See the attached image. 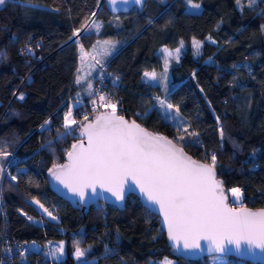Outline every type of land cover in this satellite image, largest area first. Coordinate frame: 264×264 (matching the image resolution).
Listing matches in <instances>:
<instances>
[{"label":"trees","instance_id":"16d2710c","mask_svg":"<svg viewBox=\"0 0 264 264\" xmlns=\"http://www.w3.org/2000/svg\"><path fill=\"white\" fill-rule=\"evenodd\" d=\"M193 1L199 9L189 10L188 0H146L141 10L117 13L103 0H7L0 6V149L10 153L0 157V165L8 167L4 214L8 234L42 243L40 264H74L77 242L91 249L86 253L91 260L83 264H159L164 256L172 257V264H211L210 255L176 254L158 216L133 193L122 208L97 200L82 209L47 186L46 170L63 160L84 120L75 119L72 134L61 135L63 114L81 85L76 83L79 49L101 50L102 40L110 42L111 54L98 63L120 74L113 89L119 96L116 111L174 141L183 134L179 144L198 159L210 163L215 153L225 189L237 185L241 204L264 205V0ZM192 37L201 40L196 55L188 43ZM182 39L187 47L170 63L167 89L144 80V70L162 68V46L174 47ZM157 98L179 107L183 126L163 118ZM99 109L104 108L93 105L87 92L72 112L92 115ZM184 127L197 135L182 133ZM32 198L52 202L60 217L53 220ZM61 238L65 252L54 260L44 243ZM238 259L227 255L228 264Z\"/></svg>","mask_w":264,"mask_h":264},{"label":"snow or ice","instance_id":"6c2138e0","mask_svg":"<svg viewBox=\"0 0 264 264\" xmlns=\"http://www.w3.org/2000/svg\"><path fill=\"white\" fill-rule=\"evenodd\" d=\"M7 0H0V6L5 5ZM254 2V0H251ZM113 10H117V0H109ZM122 5L142 4L143 0H120ZM239 4V0H237ZM188 4L199 9L198 3L188 0ZM35 6V5H33ZM251 6V3H250ZM95 15V13H93ZM95 28L100 25L93 23ZM88 30V25L83 26ZM79 36V30L73 33ZM110 42H105V45ZM103 47V55H110L109 47ZM193 46L200 48V42L193 40ZM180 47L175 51L167 48L161 49L163 53L164 73L159 77L165 83L167 89V67L169 58L179 59ZM96 45H93L95 50ZM114 49L115 45L111 44ZM81 50H83L81 48ZM83 59V57H81ZM79 71V70H78ZM144 77L149 81H157L156 72H144ZM76 83H81V77H77ZM92 84H87L88 94L92 95ZM19 99L23 100L21 94ZM101 105H111V112H102L95 116L92 123L80 122L81 135H86L87 145L83 142L73 144L72 150L66 153L67 163L54 165L50 169L51 175L55 177L65 188L84 201L90 194L102 195L97 189L112 194L117 201H123L125 187L136 191L142 196L147 204L152 205L163 215L167 225L169 239L175 243L177 249H202L200 241H207L206 251L212 253H225L229 251L225 243L235 245L237 251L241 249L242 241L247 244L249 250L259 248L264 250V209L253 212L242 205L239 209L228 204V195L225 194L223 182L217 179L215 153L211 154L210 163H201L187 156L183 147L177 144L184 140L181 134L174 143L166 137L149 133L135 121H127L116 114L115 104L104 95L98 97ZM162 109L164 119H169V112L174 106L166 100L157 98ZM93 105L96 100H92ZM179 114V107H175L171 118L175 119ZM88 117L85 115L84 120ZM63 128L65 132L61 135H70L74 131L72 125L77 121L72 117V110L64 114ZM50 121H45L49 124ZM183 123L182 121L180 122ZM43 127V126H42ZM182 133H188L187 127L182 128ZM195 136L197 133H188ZM223 138V129H220ZM10 153L0 149V157H7ZM4 173L0 165V176ZM11 179L15 180L13 176ZM233 198V203L242 197L239 188L228 190ZM39 208L52 217H56L48 208L44 207L39 200L33 198ZM26 215V214H25ZM29 220L32 217H28ZM182 242V243H181ZM26 251V250H23ZM21 251V255H23ZM90 248L82 249L79 243L75 245V258H81L90 252ZM64 252L61 242L54 248H50L46 255L54 260H59ZM2 264V262H0ZM165 264H171L166 261Z\"/></svg>","mask_w":264,"mask_h":264},{"label":"water","instance_id":"95a60500","mask_svg":"<svg viewBox=\"0 0 264 264\" xmlns=\"http://www.w3.org/2000/svg\"><path fill=\"white\" fill-rule=\"evenodd\" d=\"M145 1L146 0H143V3L142 4H139V5H137V4H131V5L125 6V5H122L120 3V0H117V4H116L117 10L114 11L113 10V6L109 3V0H103L105 7L111 13L126 12L129 9L133 8V7L134 8H137L138 10H141L143 8L144 4H145ZM111 110L112 109H99V110H96L86 121L83 120L81 122H83L84 124L92 123V122H94L96 115H98L99 113H102V112H111ZM116 114L118 116H122L125 120H127L129 122L135 121L138 125H140V127H142L143 129H145L149 133L157 134V135L166 137L169 140H172L174 143L176 142L171 137H169L168 135H166V134H164L162 132L154 131V130L146 127L145 125L141 124L138 120H136L132 116H129L128 117V116H126L124 114L118 113L117 111H116ZM81 131H82L81 128L78 126V129H77V135H78V137L70 144V146L65 151L63 160L60 163H57V164H54V165L65 164V163L68 162L67 161V155H66V153L68 151H71L72 150V145L73 144H79V143L83 142L85 144V146L87 145V137H86V135L82 136L81 135ZM177 147H183V146L178 143L177 144ZM183 150L187 154V156L191 157L193 160L198 161V162H201V163H209V162H206V161H203L201 159H198V158L194 157L188 151H186L184 149V147H183ZM54 165H52L51 167H49L46 170L45 176H46L47 186L56 195H58V196H60V197H62L64 199H66L70 203H77V204H79L82 209H85L89 204H91V203H93V202H95L97 200H102L104 202L112 203V204L116 205L118 208H122L124 206V201H125V198H126L127 194H129V193L135 194L137 196V198L139 199V201L147 209H149L150 211H152L153 213H155L158 216V222H159V225L161 226V228L163 229V231L165 233V237H166L167 243L169 244V246H171V248L174 250V252L176 254L180 255L181 257L196 259V258L201 257L203 255H212V254L231 255V256L238 257V258H242V259H245V260H248V261L259 262V263L264 264V250H261L259 248H256L254 250H249L247 244L244 243L243 241L241 243V249H240V251H237L236 250L235 245H229V244L225 243V247L227 249H229V251H227L225 253H212V254H209L206 251L207 243L208 242L207 241H203V240L200 241V243H201L202 249H205L204 251H201L199 249H187V250H185L183 248L177 249L176 246H175V243L169 239V236L167 234V225L165 224V222L163 220L162 213L158 212L154 206L147 204V202L142 198V196L138 194V190H136V191H130V190H128V188L126 186L125 187V197H124V200L123 201H117L116 198L113 197L111 193L106 192V191H102L101 189L98 188L97 191L98 192H101L102 195H100V196H93V195L90 194L88 197H86V199L84 201H81L78 196H76L72 192H70L67 188H65L63 186V184H61L59 181H57L55 179V177H53L51 175L50 169H52L54 167ZM216 176H217V173H216ZM217 179L218 180H221L218 176H217ZM223 187H224V185H223ZM224 190H225V194L228 195V197H229L228 191L225 189V187H224ZM227 202H228L229 206L235 207L237 209H239V207L241 205L244 208H246V209H248L250 211H253V212H258V211L264 209V205L263 206H257V207H252V206L245 205V204L235 205V204L231 203L230 197L228 198V201Z\"/></svg>","mask_w":264,"mask_h":264},{"label":"built area","instance_id":"2783aa9c","mask_svg":"<svg viewBox=\"0 0 264 264\" xmlns=\"http://www.w3.org/2000/svg\"><path fill=\"white\" fill-rule=\"evenodd\" d=\"M98 64L99 73L91 89L92 95L88 94L89 98L91 101L96 100V103L101 105L98 97L104 95L106 98H110L111 103L115 104V107H117L119 96L113 95V89L116 87L115 85L120 78V74L109 70L106 63ZM122 84L123 83H121V85ZM101 106L104 109H112L111 105H108L107 102L105 105ZM85 115L88 118L91 116L89 111L80 110L78 115L73 114V119H84ZM47 125L48 124H45V126ZM3 169L4 173L0 176V262H2V264H40L41 261L45 260V257L39 252L42 248V243L38 239L34 237H17L16 235L7 233L8 224L4 214L3 190L8 167H3ZM43 205L48 208L56 218L60 217L59 211L54 207L52 202H46ZM69 231L71 235H77V231L71 229ZM21 251H23V255L20 254ZM108 251L107 248L106 252ZM234 264L245 263L242 259H238Z\"/></svg>","mask_w":264,"mask_h":264},{"label":"rangeland","instance_id":"374dc122","mask_svg":"<svg viewBox=\"0 0 264 264\" xmlns=\"http://www.w3.org/2000/svg\"><path fill=\"white\" fill-rule=\"evenodd\" d=\"M193 3H196L195 1H193ZM186 7L189 9V10H197V9H194V8H192L189 4H188V2L186 3ZM204 39H206V40H212V38L210 37V36H206ZM193 40H195V41H198V42H201V40L200 39H198V38H195V37H192L190 40H189V44H190V46H191V52H192V54L193 55H196L197 53H199V51H200V49L198 50V52H197V49L193 46ZM181 41H183V47L180 49V54L186 49V47H187V43H186V40L185 39H182V40H180V42ZM105 42H108V41H105V40H102L101 42H99V46H101V45H105ZM180 42H179V44L178 45H176V46H174V47H167V46H162V48L161 49H164V48H167V49H169V50H171V51H175V49L176 48H179L180 47ZM109 45V44H108ZM108 45H105V46H108ZM83 49V48H82ZM103 53V47H102V49L101 50H92V51H88V50H86V49H83V50H81V49H79V52H78V65H77V71H76V79H77V77L79 76V77H81V83L80 84H82L86 79H88L89 78V76L92 74V77H91V79H93L96 75H97V73H98V67H97V65H96V62L98 63V62H100V61H103V59H104V55L102 54ZM179 54V55H180ZM162 56H163V53H162ZM81 57H83V59H81ZM164 58V57H163ZM172 60H175V58L173 57V58H169V64H168V67H167V72H166V76H167V80H168V76H169V66H170V63H171V61ZM96 61V62H95ZM90 68H91V70H90ZM79 70V71H78ZM149 72V73H151V72H153L154 70H152V69H149V70H144L143 72H142V78L144 79V80H146V81H148V82H150V83H159V84H161L162 85V87L164 88L165 87V83L163 82V81H161L160 79H159V77H160V75L162 74V73H164V64H163V66H162V68L161 69H159V70H157V77H158V79H157V81H149L147 78H145L144 77V75H143V73L144 72ZM155 72V71H154ZM92 81V80H91ZM166 84H167V81H166ZM169 85H172L173 86V83H171L170 82V80H169ZM88 92V90L86 91V93ZM161 100H163V99H161ZM74 107V101H73V99H70L69 100V102H68V108H67V110L64 112V114L66 113V112H68L69 111V109H71L72 110V108ZM163 111H166V109H162ZM168 112H169V117L171 118V116H172V114H174V109H172V110H167ZM64 114H63V117H64ZM163 114V113H162ZM72 117H73V112H72ZM80 119V118H79ZM169 120V119H168ZM48 121V120H47ZM174 121L176 122V123H180L181 122V116L178 114V115H176V118L174 119ZM63 122H64V120H63ZM45 124V123H44ZM43 124V125H44ZM182 125V124H181ZM183 126V125H182ZM231 188H239L237 185H231V186H228V188H227V191L229 190V189H231ZM242 193V192H241ZM228 194H229V192H228ZM229 197H230V201H231V203H233V198L231 197V195L229 194ZM36 199V198H35ZM37 200V199H36ZM32 202L34 203V205L39 209V210H41L42 211V209H40L39 208V205H37L36 203H35V201H34V199L32 198ZM41 203V202H40ZM242 203V197H241V199L240 200H238V201H236L235 203H233V204H235V205H240ZM42 204V203H41ZM47 214V213H46ZM34 220H38V218H33ZM63 243V245H64V252H65V244H64V239H48V240H46L45 241V243H44V250H45V252L46 253H48L49 252V250H50V248H54L56 245H58V244H60V243ZM64 252H63V254H64ZM74 252H75V248H74V250H73V257H74V264H83V263H86V262H89L90 260H91V258L90 257H87V256H85V257H83V258H81V260L80 261H78L76 258H75V255H74ZM51 257V256H50ZM210 258H209V260H210V263L211 264H228L227 263V255H219V254H212V255H210L209 256ZM166 261H170L171 262V264H172V262H173V259H172V257H169V256H164V257H162V258H159V259H157V262L159 263V264H165V262Z\"/></svg>","mask_w":264,"mask_h":264},{"label":"crops","instance_id":"0c3cea01","mask_svg":"<svg viewBox=\"0 0 264 264\" xmlns=\"http://www.w3.org/2000/svg\"><path fill=\"white\" fill-rule=\"evenodd\" d=\"M91 77H92V74L81 85H79L78 92L76 93V96H78V97L75 96L76 98H72L74 101V106L79 102V99L81 98V96L83 97L84 95H86L87 84L89 82H91V84L93 83V80L91 79ZM72 255H73V253H72Z\"/></svg>","mask_w":264,"mask_h":264},{"label":"bare ground","instance_id":"6f19581e","mask_svg":"<svg viewBox=\"0 0 264 264\" xmlns=\"http://www.w3.org/2000/svg\"><path fill=\"white\" fill-rule=\"evenodd\" d=\"M75 37V36H74ZM76 38V37H75Z\"/></svg>","mask_w":264,"mask_h":264},{"label":"clouds","instance_id":"9594fccd","mask_svg":"<svg viewBox=\"0 0 264 264\" xmlns=\"http://www.w3.org/2000/svg\"><path fill=\"white\" fill-rule=\"evenodd\" d=\"M44 126H45V124H44Z\"/></svg>","mask_w":264,"mask_h":264}]
</instances>
